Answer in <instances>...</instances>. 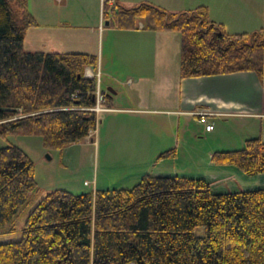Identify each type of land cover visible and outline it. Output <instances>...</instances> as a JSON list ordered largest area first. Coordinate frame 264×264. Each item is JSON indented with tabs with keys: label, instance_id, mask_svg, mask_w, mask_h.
Instances as JSON below:
<instances>
[{
	"label": "trees",
	"instance_id": "obj_1",
	"mask_svg": "<svg viewBox=\"0 0 264 264\" xmlns=\"http://www.w3.org/2000/svg\"><path fill=\"white\" fill-rule=\"evenodd\" d=\"M102 18L112 28L138 29L141 22L143 30L178 33L181 78L239 71L264 77V28L228 33L204 5L171 12L149 1L123 7L103 0ZM36 26L27 0H0V136L37 134L47 148L60 149L95 128L89 108L96 77L84 70H96L98 56L24 49L26 31ZM101 91L109 105L112 96ZM211 159L263 173L264 141L248 138ZM39 191L31 158L17 145L1 146L0 226L13 224L0 234L15 231ZM197 227L204 235H195ZM131 263L264 264V187L217 191L203 177L146 173L131 188H57L29 211L19 240L0 242V264Z\"/></svg>",
	"mask_w": 264,
	"mask_h": 264
},
{
	"label": "rangeland",
	"instance_id": "obj_2",
	"mask_svg": "<svg viewBox=\"0 0 264 264\" xmlns=\"http://www.w3.org/2000/svg\"><path fill=\"white\" fill-rule=\"evenodd\" d=\"M208 1L194 0L195 3ZM50 5L57 8L59 2L57 0H27L28 11L44 21L54 18ZM224 5L226 3L223 4L219 1V9L221 8V11L225 9L222 8ZM89 7L86 9L89 11V15L84 16L85 19L83 18L81 21H78L81 19L78 13L82 9L76 0H69L68 7L62 10L72 25L93 28L98 23V0H91ZM228 7L231 8L229 11H232V13L239 12V23L236 25L239 31H236L237 33L253 32V29H250L253 28V25L255 28L259 26V29H254V31L264 28V0H245L243 5L239 2L238 7L235 2H228ZM54 8L53 10H55ZM104 22L106 23L107 21ZM75 26L72 27L74 28ZM31 33L29 30L26 31L23 42L24 49L30 51L97 52L99 55L103 51L105 57L111 42V39L108 38L107 40L105 37L102 41L100 36L98 45L96 39L92 37V33L83 27H77L76 30H67L66 32L60 31V34H56L52 30H39L38 32H33L35 33L34 35H31ZM88 69L84 70L85 77H92L86 74L95 75L97 82L99 77L101 98L97 102L95 95V104L89 108L95 113L96 125L86 136L87 139L85 137L77 143H72L60 149H49L43 144L42 137L37 134L0 136V147L7 144L17 145L31 158L35 166V180L40 188L38 195L30 197V202L32 203L26 206L20 218L16 220L15 231L11 234H0V242L19 240L21 237V226L29 211L43 195L57 188L67 189L75 194L95 192L96 189L131 188L146 173L152 175L185 174L194 177L205 176L206 180L214 182L212 188L219 191L264 187V172L247 175L235 165H227L225 167L229 166V168L219 169V165L214 164L210 156L216 151H221L222 148H232L229 146L239 148L237 147L238 142L244 144V141L248 138L259 137L264 141V126L253 127L247 125L245 121L242 126H239L236 125L238 121L234 120L235 122L222 127L218 126L221 122L217 121L213 134L208 136L197 132L199 125L195 121H193L195 127L187 128L184 127V122L182 121L179 130H174L170 138V141H173L171 143L172 146L177 147L173 148V150L178 149V156L173 157L174 159H163L159 163L157 160L149 161V159L144 157L132 158L130 151H128L130 155L126 154L127 150L137 146L138 143L142 142L144 144V142L148 143L151 141L153 132L152 130H147V137H140V134L136 132L133 126L123 125L121 127L122 123L117 118V122L113 124L112 129L119 130L124 127L123 130L113 136L108 133L105 137L104 128L106 125L103 126V121L109 115L106 113L107 107L113 104L114 101L112 100L109 105H106L103 102L104 97L101 88L103 90L111 88L113 93L110 95L113 99V94L117 92V77H107L104 74L100 75L97 69L92 68V72ZM96 90L97 86L95 93ZM118 96L116 98L117 102L121 103L122 101L123 104L125 102L126 104H131V101L127 100L129 95L126 86L123 85L119 88ZM134 115L127 118L129 123H131L130 125H137V123L149 125L150 122L149 128L152 129L154 127L153 121L148 122L142 119L141 114ZM125 123L129 124L126 121ZM159 140L160 142H165L168 137L163 136ZM159 158L161 157L157 159ZM214 174L219 177L216 178L217 176H215L213 178ZM12 224V222H8L0 226V233L8 230ZM194 233L197 236H202L204 235V228L197 227Z\"/></svg>",
	"mask_w": 264,
	"mask_h": 264
},
{
	"label": "crops",
	"instance_id": "obj_3",
	"mask_svg": "<svg viewBox=\"0 0 264 264\" xmlns=\"http://www.w3.org/2000/svg\"><path fill=\"white\" fill-rule=\"evenodd\" d=\"M57 1L59 2L57 8L50 5L54 18L44 21L33 14L40 25L30 27L28 30L32 32L31 35L39 30H52L54 33L60 34V31L66 32L67 30H76L77 27H83L92 33L91 35L96 39L98 45L100 36L102 41L104 37L107 40L108 38L111 39L105 57L103 51L100 52V55L97 52H92L98 56L97 70L100 75L117 77L114 79L118 82L116 84L117 92L113 94V99H111V102L113 100L114 103L107 107L106 113L109 115L103 121V126L106 125L104 136L106 137L108 133L113 136L123 130L124 127L119 130L112 129L117 118L122 123L121 127L123 125L133 126L140 137H147V130L153 132L151 141L144 142V144L141 142L137 146L131 147L127 150V155L132 153V158L144 157L149 161L157 160L159 163L163 159L168 160V158L178 156V149L173 150L177 147L172 146L173 141H170V138L174 130H179L182 121L186 128L195 127L193 124L195 121L199 125L197 132L208 136L213 134L217 121L221 122L218 126L222 127L235 122L234 120L238 121L236 125L239 126H242L244 121L253 127L264 126V77L260 80L253 71H239L230 74L181 78L179 72L180 37L178 33L143 30L141 29V22H139L138 29L109 27L102 18L103 0H98L97 26L93 28L75 26L65 17L62 10L68 7L69 0ZM142 1L152 2L171 12L186 11L198 5H204L208 9L209 19L215 24H221L228 33L239 31L236 28L239 23V12L232 13L229 11L231 8L228 7V2H235L237 7L239 2L242 5L245 2V0H209L198 3H195L194 0H108V3L131 7ZM219 1L223 4L226 3L222 7L225 9L222 11L221 8L219 9ZM76 2L82 9L78 13L81 17L78 21H81L83 18L85 19L84 16L89 15V11L86 9L91 0H76ZM252 27L250 29L253 31L259 29V26H257L258 28H255L254 25ZM87 68L92 72V67L87 66L85 69ZM123 85L128 89L129 97L127 100H130L131 104L116 101V98L119 97V88ZM198 108L211 111V114L208 115V122L213 124L212 130L207 131L204 124L198 121V116L193 114V111ZM134 114H141V118L148 122L153 121L154 127L149 128L150 122L149 125L143 123V125L141 123L130 125L131 123L127 118L135 116ZM125 121L129 124H126ZM163 136L168 137V140H165L166 143L159 140ZM242 144V142H238L237 147L240 148ZM229 147L232 148H222L221 151L238 149L233 148V146ZM168 150H173V153L157 159L161 153ZM217 165H219V169L229 168V166L225 167L227 165ZM215 176L217 175L214 174L213 178ZM209 183L212 188L214 182L209 180ZM215 185L217 186L216 183Z\"/></svg>",
	"mask_w": 264,
	"mask_h": 264
},
{
	"label": "built area",
	"instance_id": "obj_4",
	"mask_svg": "<svg viewBox=\"0 0 264 264\" xmlns=\"http://www.w3.org/2000/svg\"><path fill=\"white\" fill-rule=\"evenodd\" d=\"M88 76H93L92 74L89 75V74H86ZM99 83H100V80H99V77H98V82L96 81V86H97V90H96V93L94 95H96L97 97V102L99 101V99L101 98V95H100V89H99ZM193 114L198 116V121L202 124H204V127L207 131L209 130H212L213 129V124L212 123H209L208 122V115L211 114V111L208 110V109H196L195 111H193Z\"/></svg>",
	"mask_w": 264,
	"mask_h": 264
},
{
	"label": "water",
	"instance_id": "obj_5",
	"mask_svg": "<svg viewBox=\"0 0 264 264\" xmlns=\"http://www.w3.org/2000/svg\"><path fill=\"white\" fill-rule=\"evenodd\" d=\"M110 94H112L113 93V91H112V89L111 88H108V90H107ZM94 98H95V96H94ZM2 109H9V108H4V107H2Z\"/></svg>",
	"mask_w": 264,
	"mask_h": 264
}]
</instances>
